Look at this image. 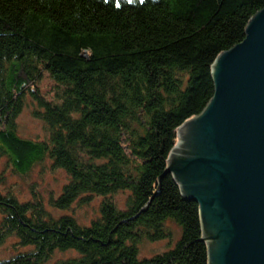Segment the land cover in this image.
I'll return each mask as SVG.
<instances>
[{
  "label": "trees",
  "instance_id": "16d2710c",
  "mask_svg": "<svg viewBox=\"0 0 264 264\" xmlns=\"http://www.w3.org/2000/svg\"><path fill=\"white\" fill-rule=\"evenodd\" d=\"M263 7L264 0H0V159L19 174L46 157L62 169L69 180L53 201L58 209L82 195L127 193L122 207L104 200L82 227L70 217L51 221L38 202L19 203L0 188V239L11 233L33 247L0 264H41L57 250L77 253L61 264H207L198 204L163 174L176 129L213 97L212 63L243 40ZM44 73L62 86L55 102L37 89ZM26 96L50 128L46 141L17 135ZM167 220L180 227L179 239L141 258L144 241L170 237Z\"/></svg>",
  "mask_w": 264,
  "mask_h": 264
},
{
  "label": "water",
  "instance_id": "95a60500",
  "mask_svg": "<svg viewBox=\"0 0 264 264\" xmlns=\"http://www.w3.org/2000/svg\"><path fill=\"white\" fill-rule=\"evenodd\" d=\"M211 74L213 97L176 129L163 175L198 204L208 264H264V7Z\"/></svg>",
  "mask_w": 264,
  "mask_h": 264
},
{
  "label": "rangeland",
  "instance_id": "374dc122",
  "mask_svg": "<svg viewBox=\"0 0 264 264\" xmlns=\"http://www.w3.org/2000/svg\"><path fill=\"white\" fill-rule=\"evenodd\" d=\"M36 86L40 96L50 102L57 101V96L61 94L62 86L52 80L47 73H44ZM35 109L36 104L34 101L30 96H26L23 108L16 118L17 135L22 139L46 141L50 135V128L39 117L35 116ZM0 178L2 181L0 188L3 194L4 192L10 194L19 203L38 202L51 221L62 217H70L82 227L89 226L92 221L99 217L100 205L104 200L111 199L119 207H122L127 197L125 192L106 197L82 195L67 209L56 208L53 206V201L62 193L69 177L62 169L55 168L48 157L36 163L27 173L19 174L10 166L8 158L3 156L0 159ZM2 219L3 213L0 210V228ZM165 228L171 232L170 237L154 242L144 241L139 247L141 258L152 257L174 246L180 237L181 229L172 220L165 222ZM205 243L208 248L207 239ZM29 252H33V247L20 245L15 234L9 233L0 239V262L27 255ZM76 256L77 253L72 250L64 252L57 250L51 253L49 258L41 264H61Z\"/></svg>",
  "mask_w": 264,
  "mask_h": 264
},
{
  "label": "bare ground",
  "instance_id": "6f19581e",
  "mask_svg": "<svg viewBox=\"0 0 264 264\" xmlns=\"http://www.w3.org/2000/svg\"><path fill=\"white\" fill-rule=\"evenodd\" d=\"M181 193V192H180Z\"/></svg>",
  "mask_w": 264,
  "mask_h": 264
}]
</instances>
